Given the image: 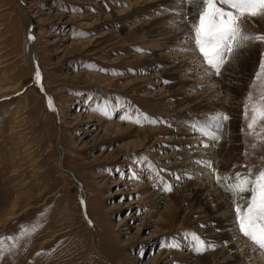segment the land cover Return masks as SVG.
<instances>
[{"label":"rangeland","instance_id":"374dc122","mask_svg":"<svg viewBox=\"0 0 264 264\" xmlns=\"http://www.w3.org/2000/svg\"><path fill=\"white\" fill-rule=\"evenodd\" d=\"M139 1L0 0V235L19 237L5 241L8 250L0 264H192L189 234L225 245L214 234L220 226L211 218L221 208L201 212L200 192L189 191V177L170 182L176 178L175 159L171 160L176 148L165 141L175 129L186 134L180 138L193 137L195 131L186 130L192 126L199 133L197 147L223 153L224 175L247 173L241 165L252 167L253 177L258 174L264 167L260 161L264 121L250 135L244 105L250 92L253 102L264 92L254 79L264 42H247L220 77L207 78L219 85L209 86L206 96L213 97L208 103L230 117L218 133L214 131L217 141L199 131L209 115L193 95L197 91L178 92L170 105L162 100L174 75L172 70L162 71L165 66H149L148 59L152 53L160 54L158 59L167 64L174 56L169 53L174 48H168L180 40L169 35L145 37L149 26L136 25L143 17L131 15ZM155 5L163 14L187 21L191 32L198 9L189 6V18L184 19L167 11L177 7L178 0H159ZM243 22L244 27L251 23L249 34H264V16L246 17ZM188 35L181 44L188 42L194 48ZM28 45L38 69L28 62ZM35 69L43 90L35 82ZM191 70L194 75V70L202 69ZM154 72V80L160 82L149 92L144 78ZM105 110L107 115L102 114ZM174 112L184 118L179 122L170 116ZM137 113L162 122L120 119L135 118ZM107 123L121 130L112 126L106 131ZM253 144L258 145L256 150L249 147ZM166 185L172 190L165 191ZM223 197L225 205L234 209L230 194ZM165 200L169 207H164ZM233 224L239 235L235 217ZM220 228L223 236L229 234ZM182 238L185 243L179 248L162 246ZM211 252L196 256H205L200 259L205 264H216L207 254ZM255 255L262 254L257 250L251 257ZM241 256L233 262H240ZM226 260L220 264H232L233 256Z\"/></svg>","mask_w":264,"mask_h":264},{"label":"snow or ice","instance_id":"6c2138e0","mask_svg":"<svg viewBox=\"0 0 264 264\" xmlns=\"http://www.w3.org/2000/svg\"><path fill=\"white\" fill-rule=\"evenodd\" d=\"M189 6L198 9L196 22L192 24L191 32L188 35V38L194 42L195 47L184 50L198 51L202 62L207 65L202 71L209 78L212 76L220 77L224 66L236 59L238 53L245 47L247 42H264V34H249L243 26V20L246 17L264 16V0H178V6L169 8L167 11L175 12L187 19ZM36 75L39 79V71H37ZM254 79L260 81L261 86L264 87V54H262L259 70L256 72ZM204 86L201 85V87ZM209 86L219 87L216 84ZM49 104L51 107V101ZM249 112L251 113L250 116ZM102 114L107 115L108 113L105 110ZM244 118L247 122L246 127L251 135L255 132L258 123L264 121V92L260 93L258 102H253L252 93H249L244 105ZM120 119L133 120L137 124L144 122L157 124L162 122L157 118L141 113H137L135 118L130 115H124ZM207 119L211 120L212 123H205L199 126V131L204 135L213 136V139L218 141L219 135L215 134L213 130L218 132V130L222 129L223 122L229 120L230 117L228 114L220 112L213 114ZM249 147L256 150L258 145L253 144ZM260 161L264 164V157H261ZM196 163L209 168L216 182L221 184L223 189L233 198L237 231L250 242L251 250H259L261 254H264V167L253 177L252 167L241 165V167L247 168V173L236 171L234 177H230L227 174L224 176L218 175L217 170L213 167L214 161L199 160ZM152 168L153 171L156 170L154 165ZM235 168L236 165H233V169ZM180 178V176L176 177L177 180ZM229 180L232 182H229ZM164 190L171 191L172 186L166 185ZM245 193L249 195L245 197L243 195ZM186 238L191 241L190 248L195 254H203L219 246L214 242L207 241L196 233H191ZM15 239H19V237L16 235L7 237L0 235V257L8 250L5 247V241ZM162 246L179 248L181 244L179 241L172 239Z\"/></svg>","mask_w":264,"mask_h":264},{"label":"bare ground","instance_id":"6f19581e","mask_svg":"<svg viewBox=\"0 0 264 264\" xmlns=\"http://www.w3.org/2000/svg\"><path fill=\"white\" fill-rule=\"evenodd\" d=\"M157 1H159V0H140L139 2H137L132 7L133 10H132L131 15L132 16L138 15V16L143 17L142 19H140L136 23V25H139V26L140 25L141 26L147 25V26H149L148 30H146L143 33L145 37H153V38H157V39H163L166 35H169L171 37H174V38L180 40L179 43H176L173 46L168 48V49L174 48V50L172 52H169L170 54H174V56L171 58V61H169L167 64L163 63L162 61H160L158 59L160 57V54L152 53L151 57H149V59H148L149 60V62H148L149 66H151V67L154 65L165 66V68H163L162 71L166 72L167 70H172V73L174 75L173 78H171V80L168 79V80H170L169 81L170 84L166 85V87L169 90L167 89L165 94H163L162 100L166 99L167 104L174 103L171 101V99L178 98L180 96V94L178 92H181L183 90L186 91V89L188 88L189 90L197 91L193 95L198 100L200 105H203V106L208 108V109H203L205 116L209 115V117H211L215 113H220V111H216L215 105L211 106L208 103L212 99L213 96H206L208 94V92L212 89V88H209V84L212 85L215 83H213V82L209 83L207 81L208 77L206 75L202 76V75H204L202 70L201 71L194 70L195 71L194 75L189 74L190 71H192L191 68L193 66L196 68L203 69V68H206L207 65L202 62V58L200 57V54L198 53V51H194V50L185 51L184 50V49H193L192 47L189 46L188 42H184V44H181L182 43L181 41L184 40L185 36L190 33L189 30L187 31V28H186V26H187L186 22L187 21H185V20L183 21L182 19H180L178 16H176L174 14H163L164 10L157 9V6H159V5H157V6L155 5V3ZM145 18H147V19L145 20ZM29 20H31L33 22L31 17ZM96 21H97V19H96ZM167 21H172V22H167ZM165 22H167L168 24L163 29H156V25H158V24L161 25V24H164ZM183 22H185V25H183ZM169 24H171V25H169ZM250 24L251 23L248 24L249 27H250ZM26 48H28V51H27L28 62L32 66V69L36 68V66L38 69L39 66H38V62H37L35 53L33 52L32 48L29 47V45L26 46ZM190 60L191 61L193 60V62H196L198 64L192 65V64H190L191 63ZM199 62L201 64H199ZM166 66H167V68H166ZM154 73H156V72H154ZM187 75H190V77L183 79V77H185ZM155 76H157V73L153 74V76L150 75V76L144 78V80L147 82L146 84H147V87H148L147 89L149 92H151L152 89H154L157 86V84L160 82V81L154 80ZM193 76H195V77H194V79L191 80L190 78ZM201 85H205V86L201 87ZM193 88L195 90H193ZM169 97H170V101L167 100V98L169 99ZM210 107H212V109ZM170 116L178 117L179 122H180V120H182L184 118L183 116H181L179 114L176 115L175 112H174V114H170ZM209 121H211V120L207 119V121L204 122V124L208 123ZM112 126L116 127L117 130H121L118 127V125H114L112 123H107L105 126V130L107 128L112 127ZM191 129H193L195 131V133L193 131H192V133L190 132L191 136H193V137H190L187 135V136H184L183 138H180V137L183 135H186V134L182 133V131L174 132L176 129L174 131L172 130L171 135L168 137V140H166L165 143L166 142H168L169 144L171 143L172 146H174V148H176L172 152V156H174V155H176V156H175V158L171 159V160L175 159L174 165H173L174 170H175V175H176L175 177L180 176L181 180H184V182L189 177L190 179H188L189 180L188 182L191 183V188L189 191L200 192V196H199L200 198L197 199V202H198L199 208L201 209V212L205 208H208V210L212 209L211 211H213V208H215V209H217L219 207L221 208V211H219L217 214H213L211 216V218H213L215 222H218V224H219L218 226L225 228L226 232L229 233V234H226L223 236L224 233L221 231L220 227H218L219 229L217 230V232L214 233V234H216V236H219V239L221 241H224V243H225V241H227V243H225L226 246L224 244L221 246H218L216 249L212 250L211 253H207V254L213 255L212 260L216 264H220V262L222 260H224V261L226 259L228 260L230 255L233 256V260L231 262H229V261L228 262L232 263V264H259V263L264 264V254L255 255V256L251 257V254L256 252L257 250H255V251L251 250V244L247 241V239L242 237L243 235H241V234L237 235L236 234L237 232L235 233L236 230L234 231V224H233V220L235 217L234 209H233V207L226 206L225 201L221 200V197H223V196L227 197L229 194L223 189L221 184L216 182L213 174H210V173H212V171L211 170L209 171V168L204 167L203 165L196 163V161H199V160L214 161L213 167L217 170V174L223 176L224 175L223 173H225V172H222L221 167H220V165L223 162V159H222L223 153H221V155H220V153L217 152L216 150L213 153L211 151V148H208V146H206V147L203 146L201 148L197 147V138L199 137L197 134H199V133L197 132L196 128L194 129V127H192V126L189 128L187 125L186 130L190 131ZM213 131H215V130H213ZM207 136H210V135H207ZM202 142L203 141H201V143ZM184 143H186V147H183ZM139 148H140V146H139ZM178 157H181V158H178ZM168 158H171V156H168ZM186 169H188V170L184 171ZM228 174L230 175V173H227V175ZM206 176L209 177V180L203 181V180H205V178H203V177H206ZM178 181H180V180H177L176 178H173V177L170 180V182H172V183L178 182ZM230 181L231 180H229V182ZM215 185L216 186L218 185V187H217V188H219L218 191L222 190V192H220V194L217 193V191L214 189ZM156 199L159 202V199H160L159 195H157ZM157 201H155V202H157ZM169 203L170 202L165 200V204H164L165 206L164 207H169L170 206ZM211 204H212V206H210ZM205 211H206V209H205ZM210 231H212V229ZM178 241L182 244L185 243V239H183V238L179 239ZM238 254H240V255L242 254L241 258H239L240 262L239 261L233 262L234 259H238L237 258ZM189 255H190L189 258L192 259V264H205L204 261L200 260L202 257L205 258V256L201 255L202 257L199 256L200 257L199 258L196 256V254L192 250H190ZM187 256H188V254H187Z\"/></svg>","mask_w":264,"mask_h":264},{"label":"water","instance_id":"95a60500","mask_svg":"<svg viewBox=\"0 0 264 264\" xmlns=\"http://www.w3.org/2000/svg\"><path fill=\"white\" fill-rule=\"evenodd\" d=\"M28 41L30 42V38H28ZM35 80L38 82V84L40 83V79L37 78V75H36V74H35ZM62 168H63V170H64L67 174H69L70 176L73 177V174H72L69 170L65 169L64 167H62ZM74 178H75V177H74Z\"/></svg>","mask_w":264,"mask_h":264}]
</instances>
